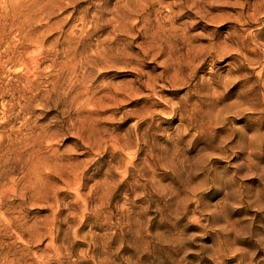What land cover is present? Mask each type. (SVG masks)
Segmentation results:
<instances>
[{
  "label": "rangeland",
  "instance_id": "obj_1",
  "mask_svg": "<svg viewBox=\"0 0 264 264\" xmlns=\"http://www.w3.org/2000/svg\"><path fill=\"white\" fill-rule=\"evenodd\" d=\"M0 264H264V0H0Z\"/></svg>",
  "mask_w": 264,
  "mask_h": 264
}]
</instances>
